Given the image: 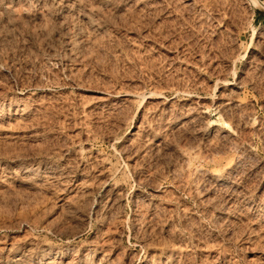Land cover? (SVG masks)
I'll use <instances>...</instances> for the list:
<instances>
[{
    "label": "rangeland",
    "instance_id": "1",
    "mask_svg": "<svg viewBox=\"0 0 264 264\" xmlns=\"http://www.w3.org/2000/svg\"><path fill=\"white\" fill-rule=\"evenodd\" d=\"M0 264H264V0H0Z\"/></svg>",
    "mask_w": 264,
    "mask_h": 264
}]
</instances>
